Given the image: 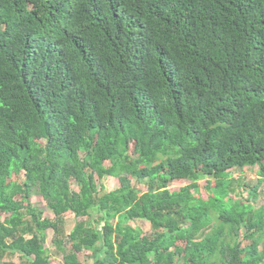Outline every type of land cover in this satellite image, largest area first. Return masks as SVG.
<instances>
[{
    "label": "trees",
    "instance_id": "1",
    "mask_svg": "<svg viewBox=\"0 0 264 264\" xmlns=\"http://www.w3.org/2000/svg\"><path fill=\"white\" fill-rule=\"evenodd\" d=\"M252 167L264 183V0H0V264H54L66 213L63 264H264V207L231 198Z\"/></svg>",
    "mask_w": 264,
    "mask_h": 264
},
{
    "label": "rangeland",
    "instance_id": "2",
    "mask_svg": "<svg viewBox=\"0 0 264 264\" xmlns=\"http://www.w3.org/2000/svg\"><path fill=\"white\" fill-rule=\"evenodd\" d=\"M107 165H109V162H106ZM230 174L234 179H239L242 178L245 180L246 185L248 187H243V188H238L237 193L234 195H231V198L233 201H240L241 199H245V203L251 206L254 212H256L258 209L264 207V183H259V176H258V167H252V168H247V169H232L230 170ZM23 178H25V175H22ZM131 181L134 185L139 186L140 191H146V185L144 183H139L137 184V180L135 178H131ZM191 180L185 179V180H175L171 181L169 188L171 190H179L181 187L185 185L191 184ZM97 183L100 187V190L103 191H111L120 186L119 179L115 176H105L104 178L97 179ZM206 182L204 180L199 181V186H200V192L202 197L208 198L209 194L205 189ZM258 186L257 189V197H250V189L252 187ZM30 195V202L33 206H35L37 209H39L43 217L50 218V219H55V214L53 213L52 209L50 208L49 204L47 201L43 198V196L40 193L39 187H33L31 191H29ZM5 215H2V219H4ZM63 220H61V223L63 225L65 234L63 236L64 240V245L66 248H68L66 251H59L57 245L53 242V237H54V231L53 229H49L47 231V236H46V242L45 246L49 248L50 251V257L51 261L54 264H63V256L67 253H69V250L72 249V242L69 237L70 232L74 228V226L77 223V220H82L85 218H77L74 214H68L66 213L64 217H62ZM116 223V220H115ZM130 225L140 229L144 234L148 236H152L156 234L154 228L152 227V222L148 218H139L134 221L130 222ZM103 224L100 225L99 228H101ZM245 235L246 232L245 230H242L241 234V240L243 241L244 245H247L249 241L245 240ZM61 236V237H62ZM6 259L9 260H14L18 264H22V257L19 254L13 255L11 257H7ZM89 264H93V260H89Z\"/></svg>",
    "mask_w": 264,
    "mask_h": 264
}]
</instances>
